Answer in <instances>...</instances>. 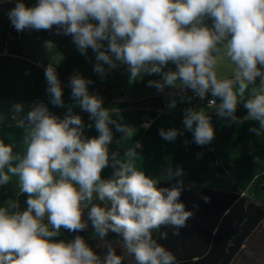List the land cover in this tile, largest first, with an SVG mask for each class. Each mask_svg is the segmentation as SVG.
<instances>
[{"label":"clouds","instance_id":"obj_1","mask_svg":"<svg viewBox=\"0 0 264 264\" xmlns=\"http://www.w3.org/2000/svg\"><path fill=\"white\" fill-rule=\"evenodd\" d=\"M7 15L17 32L55 27L57 35L72 37L82 55L92 49L93 70L101 78L107 74L104 65L112 70L119 62L133 81L143 74L160 75L161 80L148 82L158 92L179 81L181 90L190 89L201 100L211 93L208 108L230 123L239 122L235 113L243 102L248 112L244 119L259 123L250 131L264 134V0H38L32 7L16 0ZM44 47L51 51L53 42L45 41ZM221 57L233 66L229 76H218ZM169 63L175 71H164ZM45 79L50 102L63 107V89L51 63ZM92 83L80 74L69 78L71 98L94 121L97 137L83 134L82 118L71 106L61 119L42 102L34 103L26 115L23 104L12 105V119L23 129L24 151L14 152V144L0 139V186L18 177L20 193L28 198L22 212L11 211L19 208L17 202L0 207V264H122L125 256L134 264H179L154 233L171 227L176 235L192 218L193 212L180 201L183 181L159 187L158 179L141 170L139 142L127 148L124 159L118 152L110 155V125L124 140L134 129L111 118L103 99L89 93ZM176 104L173 99L167 106ZM183 124L198 146L215 138L204 108L185 109ZM159 135L171 142L182 133L162 128ZM109 166L112 178L101 179ZM182 175L179 166L166 172L168 180ZM94 193L104 206L93 203ZM88 205L95 232L101 239L109 231L122 237L123 255L109 246L101 259L80 236L67 243L53 241L62 227L72 232L87 227L83 210ZM160 235L166 238L167 233Z\"/></svg>","mask_w":264,"mask_h":264},{"label":"rangeland","instance_id":"obj_2","mask_svg":"<svg viewBox=\"0 0 264 264\" xmlns=\"http://www.w3.org/2000/svg\"><path fill=\"white\" fill-rule=\"evenodd\" d=\"M23 2L26 6L32 7L38 0H23ZM15 3L16 0L0 1V55L1 51L20 52L19 57L8 58L5 61L0 56V139L5 143L14 144V152L24 151L21 143L23 129L17 128L12 119V105L15 103L24 105L23 115H26L34 103L42 102L50 113L61 119L65 117L71 106L73 114L82 118L83 134L89 138L99 135L89 114L71 98L69 78L73 74H80L93 81L89 85V93L103 99V107L110 110L111 118L134 129L133 136L124 140L123 134L110 125L114 136L113 142L109 145L110 155L118 152V158L124 159L127 148L139 142L141 146L137 149V153L142 161L141 170L152 178L168 180L164 170L168 168L175 170L179 166L183 170V175L172 179L174 181L181 180L183 183L192 182L231 191L246 189L249 199H256L264 204V172L261 177L255 176L264 168V134L258 136L250 131L252 128H259L257 121L248 120L220 134L216 146L220 148L222 154L216 158H207L203 146H198L194 142L192 132L184 127V110L190 107L197 110L204 108L211 117L215 131H223L227 119H221L217 115L211 116V111L190 91L179 90L181 89L179 81L176 87H166L163 90V92L170 91L169 95L161 96L163 92L148 86L149 81L161 80L160 75L143 74L133 81L130 80L126 66L119 65V62H117L118 67L112 70H108V66L104 65L107 74L101 78L93 70L96 60L92 49H88L87 56L82 55L73 43L72 37L57 35L55 27L51 31L17 32L11 26L7 15L8 11L15 7ZM205 23L211 27L212 20L207 19ZM45 41L53 42L51 51L45 49ZM50 63L59 75L63 89V107L53 105L46 91L45 68ZM175 67L174 64L169 63L164 71L169 69L175 71ZM23 69L31 72H24ZM232 70L233 66L227 58L221 57L217 69L218 76H229ZM258 83L259 78H257ZM189 97L191 100L188 99ZM173 99L177 101L176 107L169 108L167 105ZM144 115L147 116V120L151 119L147 126L142 124ZM155 117H158L157 121ZM162 128L177 129L182 135H178L174 141H166L159 135V130ZM117 141L120 143L118 144ZM187 148H190V152H186ZM141 161H137L138 166L141 165ZM113 172L111 166L106 167L101 173V179L112 178ZM249 182L252 185L244 187L243 183ZM27 198V194L20 193L18 177L13 176L8 184L0 186V207L7 208L10 203L17 202L19 208L11 211L22 212L27 208ZM93 198H96L95 193ZM45 223L47 224L46 218ZM52 239L54 242L62 240L67 243L74 240V237L61 234L60 229L59 235ZM109 246L117 255L124 254L122 242L118 241ZM109 246L102 248L104 251L101 255L102 259L107 254ZM125 261L124 258L122 264H125ZM234 264H245V261L243 258H237Z\"/></svg>","mask_w":264,"mask_h":264},{"label":"trees","instance_id":"obj_3","mask_svg":"<svg viewBox=\"0 0 264 264\" xmlns=\"http://www.w3.org/2000/svg\"><path fill=\"white\" fill-rule=\"evenodd\" d=\"M169 92L165 91L161 96L169 95ZM158 181L159 187H172L177 183L174 180ZM183 185L180 201L186 210L193 212L192 218L176 235L171 227L154 233L158 243L177 256L179 264H234L237 258H243L245 264H264L263 203L249 199L239 190L211 188L192 182ZM93 203L104 206L96 198H93ZM90 207L88 205L83 210V220L87 225L84 230L72 232L62 227L61 234L82 237L101 257L104 246L122 242V237L109 231L101 239L88 219ZM161 232L167 233L166 238H161ZM125 260V264H134L131 257L125 256Z\"/></svg>","mask_w":264,"mask_h":264},{"label":"crops","instance_id":"obj_4","mask_svg":"<svg viewBox=\"0 0 264 264\" xmlns=\"http://www.w3.org/2000/svg\"><path fill=\"white\" fill-rule=\"evenodd\" d=\"M2 52V54L0 55L3 59H4V61L6 60V59H8V58H17V57H19V55H20V52L18 51V50H14V51H10V52H6V51H1ZM23 71L25 72H31V71H28L27 69H23ZM196 99H198V98H196ZM217 99V103H219L220 101H219V99L218 98H216ZM200 100V99H199ZM172 100H170V102H171ZM202 101V100H201ZM162 105H164V104H162ZM202 105L204 106V107H207L208 108V104L206 103V102H204V101H202ZM210 111H211V116H216V112H215V109H210V108H208ZM159 112H162V110H159ZM235 115L239 118V122L238 123H230L229 121H227L226 123H225V125L223 126L224 128H223V131H215V138L211 141V143L210 144H208V145H204L203 146V148L205 149V152H207L206 153V156H207V158H209V157H211V159L214 157V158H216V156H218L219 154H222L221 153V150H220V148H218L217 146H216V142H217V138H218V136L220 135V134H224V133H226L227 131H229L232 127L234 128V127H238V126H240L241 124H243V122H247L248 120H245L244 119V117H246L247 115H248V112H247V110L244 108V106H243V102H241L240 104H238V106H237V111H236V113H235ZM147 116L146 115H144L143 116V118H146ZM155 120L157 121L158 120V117L156 118L155 117ZM240 144V143H239ZM241 145H243L242 143H241ZM186 152H190V148H187L186 149ZM184 153H185V151H184ZM209 155V156H208ZM263 172H264V168L263 169H261L260 171H258L256 174H255V176L258 178V177H261L262 176V174H263ZM252 182V181H251ZM251 182H249V183H247V184H244L243 183V185H244V187L246 186V188L249 186V185H252L251 184ZM239 191H242V192H244L247 196H248V193L246 192V189H245V191L243 190V189H241L240 188V190Z\"/></svg>","mask_w":264,"mask_h":264},{"label":"built area","instance_id":"obj_5","mask_svg":"<svg viewBox=\"0 0 264 264\" xmlns=\"http://www.w3.org/2000/svg\"><path fill=\"white\" fill-rule=\"evenodd\" d=\"M184 91H190L191 93H192V95L195 97V98H198V99H200L199 97H197L196 95H195V93L194 92H192L190 89H183ZM211 99H213V97L211 96V93H208V95L202 100V101H204V102H206L207 104H208V101L209 100H211ZM201 100V99H200ZM150 121H151V119L150 120H147V117L146 118H144V120L142 121V124H144V126H147V125H149L150 124ZM243 195H246L244 192H241Z\"/></svg>","mask_w":264,"mask_h":264},{"label":"water","instance_id":"obj_6","mask_svg":"<svg viewBox=\"0 0 264 264\" xmlns=\"http://www.w3.org/2000/svg\"><path fill=\"white\" fill-rule=\"evenodd\" d=\"M0 1H4V0H0ZM5 1H7V0H5Z\"/></svg>","mask_w":264,"mask_h":264}]
</instances>
